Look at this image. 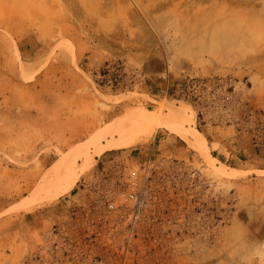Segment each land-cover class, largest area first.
I'll return each mask as SVG.
<instances>
[{
	"label": "rangeland",
	"instance_id": "374dc122",
	"mask_svg": "<svg viewBox=\"0 0 264 264\" xmlns=\"http://www.w3.org/2000/svg\"><path fill=\"white\" fill-rule=\"evenodd\" d=\"M122 263L264 264V0H0V264Z\"/></svg>",
	"mask_w": 264,
	"mask_h": 264
},
{
	"label": "built area",
	"instance_id": "2783aa9c",
	"mask_svg": "<svg viewBox=\"0 0 264 264\" xmlns=\"http://www.w3.org/2000/svg\"><path fill=\"white\" fill-rule=\"evenodd\" d=\"M144 200V190H143V184L139 177L137 169H132L128 175V178L126 179V185L125 187H121L118 189L113 198H105L102 201V204L100 205L103 209L104 215L106 213H116L119 214H128L129 217L136 218L139 213V208L142 205ZM99 206V207H100ZM53 234H55V227L52 228ZM92 243L94 240V237H92ZM94 245V243L92 244ZM77 251H72L70 249H65L64 257L62 260L65 261L69 256H73L75 258H79L83 255L84 250L76 249ZM91 250H89V257L91 260L94 261H101L102 257L98 254H92ZM67 252V253H66ZM96 255V256H94ZM112 257V253L110 252L109 258ZM111 261V260H110ZM124 262V261H122ZM124 264V263H122Z\"/></svg>",
	"mask_w": 264,
	"mask_h": 264
},
{
	"label": "bare ground",
	"instance_id": "6f19581e",
	"mask_svg": "<svg viewBox=\"0 0 264 264\" xmlns=\"http://www.w3.org/2000/svg\"><path fill=\"white\" fill-rule=\"evenodd\" d=\"M171 108V107H170ZM161 112V111H160ZM193 112V111H192ZM159 113V112H158ZM162 114V112L160 113V115ZM135 115V114H134ZM133 115V116H134ZM157 115V114H156ZM169 115V114H168ZM168 118H170V117H168ZM178 118V117H177ZM189 118V117H188ZM137 120H139V121H142V120H145V118H139V117H137L136 118ZM171 119V118H170ZM175 120V119H174ZM179 120V119H178ZM148 121H150V119L148 120ZM154 121L156 122V124H158V125H161L162 124V121L158 118V117H155L154 118ZM152 123V122H151ZM186 124V123H185ZM190 124V123H189ZM167 125V124H166ZM112 131V130H111ZM127 131V130H126ZM181 136L182 137H184L186 140H191V138H190V136L187 134V133H185V131H182L181 133ZM136 137V135L134 136H131L130 137V135H128V136H126V137H122L120 140H118V141H110V142H108L107 144H105V147H111V146H116V145H127V144H130V143H132L133 141H134V138ZM194 138V137H193ZM195 139V138H194ZM191 142V141H190ZM193 142V141H192ZM192 146H194L195 147V145H192ZM63 161V160H62ZM75 175V174H74ZM74 178V177H73ZM69 182H70V179H69ZM54 183V182H53ZM73 186V184H69L68 186H66V187H64L61 191H60V194H64V193H66V192H68L70 189H71V187ZM59 190V189H58ZM59 192V191H58ZM34 203V202H33Z\"/></svg>",
	"mask_w": 264,
	"mask_h": 264
},
{
	"label": "crops",
	"instance_id": "0c3cea01",
	"mask_svg": "<svg viewBox=\"0 0 264 264\" xmlns=\"http://www.w3.org/2000/svg\"><path fill=\"white\" fill-rule=\"evenodd\" d=\"M223 143V142H222ZM221 150H226V149H224V148H222ZM228 151H231L230 149H228ZM228 154H229V152H228Z\"/></svg>",
	"mask_w": 264,
	"mask_h": 264
}]
</instances>
